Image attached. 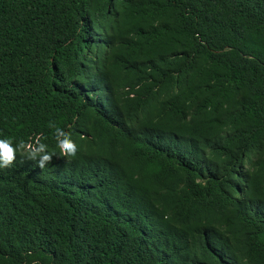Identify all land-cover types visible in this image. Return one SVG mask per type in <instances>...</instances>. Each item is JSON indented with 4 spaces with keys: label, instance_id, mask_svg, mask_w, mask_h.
<instances>
[{
    "label": "trees",
    "instance_id": "obj_1",
    "mask_svg": "<svg viewBox=\"0 0 264 264\" xmlns=\"http://www.w3.org/2000/svg\"><path fill=\"white\" fill-rule=\"evenodd\" d=\"M4 137L0 264H264V0H0Z\"/></svg>",
    "mask_w": 264,
    "mask_h": 264
},
{
    "label": "clouds",
    "instance_id": "obj_2",
    "mask_svg": "<svg viewBox=\"0 0 264 264\" xmlns=\"http://www.w3.org/2000/svg\"><path fill=\"white\" fill-rule=\"evenodd\" d=\"M54 135L57 137V145L61 148L62 152L68 155H74L76 152V145L70 138L67 132L63 129L55 127ZM24 147L21 142L13 145L10 138H0V168L10 166L14 159V152H20ZM46 145L38 144L35 151H27V159L34 160L37 167L43 168L44 164L51 159Z\"/></svg>",
    "mask_w": 264,
    "mask_h": 264
}]
</instances>
